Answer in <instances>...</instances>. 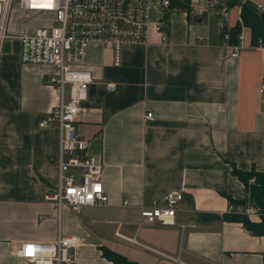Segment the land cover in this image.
Segmentation results:
<instances>
[{"label": "crops", "instance_id": "crops-1", "mask_svg": "<svg viewBox=\"0 0 264 264\" xmlns=\"http://www.w3.org/2000/svg\"><path fill=\"white\" fill-rule=\"evenodd\" d=\"M221 1L233 28L246 0ZM22 11L34 22L27 32L55 19ZM162 17L167 43L154 24ZM195 19L154 2L149 44H126L120 66L111 49L89 46L83 67L93 82L77 127L103 161L109 202L78 211H59L44 197L58 184L60 130L40 126L60 99L47 83L58 67L23 63L18 39L0 50V264H33L17 256L18 246L60 234L83 239L68 264H113L103 248L138 264H264V235L224 216L230 203L250 196L233 168L264 172V46L245 26L244 46L231 56L217 19ZM149 111L154 120L145 119ZM170 190L185 195L177 225L140 224L142 210Z\"/></svg>", "mask_w": 264, "mask_h": 264}, {"label": "built area", "instance_id": "built-area-1", "mask_svg": "<svg viewBox=\"0 0 264 264\" xmlns=\"http://www.w3.org/2000/svg\"><path fill=\"white\" fill-rule=\"evenodd\" d=\"M14 0H0V50L10 39L21 42L20 58L23 63L55 65L58 72L47 78L55 86L60 99L40 122L41 127L57 125L60 130L58 184L45 194V199L55 203L59 211L70 205L80 210L86 205H102L109 202L103 185L104 164L100 157L89 153V141L78 131L77 123L82 105L88 98L93 82L90 70L83 67L89 46L100 43L113 51L114 65L123 62L126 44H149L152 0H18L22 10L54 13L56 25L37 27L33 33L15 34L10 31V17ZM159 4L169 12L171 0ZM264 11V6L257 5ZM177 8V7H175ZM191 18L217 19L224 44L231 56H238L244 46L245 25L236 42L231 41L229 8L221 0H204L203 4H191L185 9ZM163 43L169 41L166 17L154 22ZM199 39H203L200 37ZM109 90L117 83L106 84ZM69 87V88H68ZM68 90V91H67ZM264 90V86L263 89ZM147 121L154 120V113L145 114ZM254 179H251V183ZM185 199L181 190H170L162 199H155L150 207L142 210L140 224L161 223L176 226V212ZM263 207L248 200L230 203L225 214H241L262 219ZM187 225L182 224L184 229ZM83 243L80 236L60 234L53 242L25 241L16 249L17 256L33 264H68L76 259V249Z\"/></svg>", "mask_w": 264, "mask_h": 264}, {"label": "trees", "instance_id": "trees-1", "mask_svg": "<svg viewBox=\"0 0 264 264\" xmlns=\"http://www.w3.org/2000/svg\"><path fill=\"white\" fill-rule=\"evenodd\" d=\"M189 3H185L183 0H171V6L173 8L177 7L184 10L189 8ZM241 7L242 22L251 29L253 42L260 43L264 46V11L259 10L257 5L250 0L244 1ZM240 30V22L230 29L232 42L237 41L236 36ZM233 173L244 181L253 202L262 206L264 209V172L255 170L244 172L234 167ZM251 179H254V182L251 183ZM239 202H243V200ZM224 216L227 219L242 222L245 227L256 235H264V213L260 221H253L249 217L241 214H225ZM102 252L103 256L113 264H138L136 261L130 260L109 248H103Z\"/></svg>", "mask_w": 264, "mask_h": 264}, {"label": "rangeland", "instance_id": "rangeland-1", "mask_svg": "<svg viewBox=\"0 0 264 264\" xmlns=\"http://www.w3.org/2000/svg\"><path fill=\"white\" fill-rule=\"evenodd\" d=\"M183 1L185 3L190 2V0H183ZM152 2L159 3L160 0H152ZM232 20L234 22L237 21V14L235 10L232 11ZM12 23L17 27V29L12 27V30L14 31L15 34H21V33L31 34L34 32V31L27 32L26 28L31 25H34L33 18H31L27 13L22 11V9L19 6L18 0L13 1L12 12H11V17H10V24L12 25ZM52 24L56 25L57 20L54 19V22Z\"/></svg>", "mask_w": 264, "mask_h": 264}, {"label": "water", "instance_id": "water-1", "mask_svg": "<svg viewBox=\"0 0 264 264\" xmlns=\"http://www.w3.org/2000/svg\"><path fill=\"white\" fill-rule=\"evenodd\" d=\"M195 21H202V18H196ZM10 47H11V42L7 40V41L4 43L3 49H4V50H9Z\"/></svg>", "mask_w": 264, "mask_h": 264}]
</instances>
